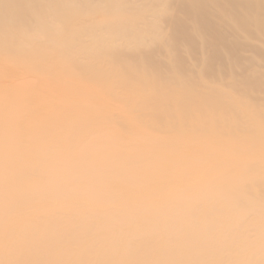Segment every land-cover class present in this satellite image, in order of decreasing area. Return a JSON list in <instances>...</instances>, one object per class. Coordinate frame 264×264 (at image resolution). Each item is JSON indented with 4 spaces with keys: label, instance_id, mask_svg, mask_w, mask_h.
Segmentation results:
<instances>
[{
    "label": "bare ground",
    "instance_id": "obj_1",
    "mask_svg": "<svg viewBox=\"0 0 264 264\" xmlns=\"http://www.w3.org/2000/svg\"><path fill=\"white\" fill-rule=\"evenodd\" d=\"M0 77V264H264V0H0Z\"/></svg>",
    "mask_w": 264,
    "mask_h": 264
},
{
    "label": "rangeland",
    "instance_id": "obj_2",
    "mask_svg": "<svg viewBox=\"0 0 264 264\" xmlns=\"http://www.w3.org/2000/svg\"><path fill=\"white\" fill-rule=\"evenodd\" d=\"M0 80L3 82V83H2V82L0 81L1 86H4V83L7 82V81L4 82V80H6V79H3V80H2L1 77H0ZM34 80H35V79H34ZM23 83H26V81L23 82ZM27 83H28V82H27ZM2 84H3V85H2ZM5 84H6V83H5ZM6 85H8V84H6ZM7 89H8V88H7ZM8 90H11V89L9 88ZM11 91H12V90H11ZM30 92H31V91H30ZM30 92H29V93H30ZM33 92H35V91H32V92L30 93L31 96H32V93H33ZM12 93H13V92H11V93L8 95V97L5 98V101L2 100L3 98L0 99V110L2 109V110L4 111V114H5V113L7 114V113L10 112V106H11V105H12L11 108H13V110H17V109H18L17 111L20 112L21 110H19V109H22L24 114L22 113V111H21V114L17 112V114H20V117H21L20 121H19V120H18V121L21 122V124H24V127H25V126L27 125L26 123L29 122V121H28L29 119L27 118V119H26L27 122H26V120H25V118H23V116H25V113H27L26 115L28 116V115L32 112V110H33L32 107L30 108V107L28 106L30 109H32L31 111H28V110H30V109L27 107V104L24 105V103L27 102L26 100H28V98L30 99V97H29L30 95H29V93H28V95H27V93H26L25 95H24V94H21V93H18V95L21 94L23 100L26 98V100H24L23 103H22V99H20L21 96H18V95L16 94L17 92H14V93H13L14 95H13ZM35 93H36V92H35ZM33 94H34V93H33ZM10 95H13V96H10ZM15 95H17L18 97H16ZM14 96H15V97H14ZM47 96H48V97H47ZM47 96H46V97L48 98V101H49V99H50L49 96H51V95H47ZM10 97H11V99H10ZM27 97H28V98H27ZM46 97H45V98H46ZM17 98H18V99H17ZM12 99H14V100H19V99H20L21 101L19 100V102L22 104L21 107L18 106V103H19L18 101H16V102H18V103H15V101L12 100ZM42 99H43V98H42ZM42 99L40 100L41 103L47 104V103H46V102H48V101H46L47 99H45L44 102H42V101H43ZM50 100L53 101L54 98L52 97ZM29 101H30V100H28V102H29ZM45 101H46V102H45ZM3 102H5V103H3ZM13 102H14L16 105H15ZM49 102L51 103V101H49ZM1 103H2V105H4L3 108L1 107ZM11 103H12V104H11ZM13 104H14L15 106H17V108H16V107H13V106H14ZM48 104H49V103H48ZM5 105H6V106H5ZM22 106H23V107H22ZM3 111H0V113L3 114V113H2ZM11 112H12V111H11ZM13 112H14V111H13ZM42 112H43V113H40V114H44V111H42ZM15 113H16V111H15ZM45 113H46V112H45ZM48 113H51V112L48 111ZM1 114H0V115H1ZM6 114H5V115H6ZM22 114H23V115H22ZM46 114H47V113H46ZM108 114H109V112H105V115H108ZM1 116H2V115H1ZM41 116H42V115H41ZM43 116H44V115H43ZM25 117H26V116H25ZM2 118H3V117H2ZM22 119H24L25 122H23L24 120H22ZM18 121H17V122H18ZM33 121H34V120H33ZM17 122H15V123H17ZM19 122H18V123H19ZM2 123H3V121L0 119V125H1ZM18 123H17V124H18ZM34 123L36 124V121H35ZM21 124H20V125H21ZM28 124H33V123H32V121H31V122L28 123ZM11 125L13 126L12 128H13L14 130H15V129L18 130V128L20 129V127L23 126V125H22V126H20V125L15 126L14 123L11 124ZM33 125H34V124H33ZM1 126H2V125H1ZM18 126H19V127H18ZM2 128H3V126H2ZM12 128H11V126L9 127V129L7 128V130H6V134L8 133L7 131L10 130L9 132H11V133H12V132H13V133L16 132L17 134H16V133H15V134H13V133L10 134V133H9V136L13 135V137L15 138L16 135H17V136L19 135L18 137H20V134H21L20 130L18 131V132H19V133H18L16 130L14 131ZM48 129H49V128L47 127V130H48ZM21 130H23V128H21ZM0 131H1V128H0ZM49 131H50V132H54L55 130H54V131L49 130ZM110 132H111V131H110ZM113 132H114V130H113ZM115 132H116V131H115ZM44 133H45V132H44ZM152 133L155 134L154 132H152ZM6 134H5V136H6ZM46 134H47V133H46ZM46 134H45V136H46ZM7 136H8V135H7ZM9 136H8V137H9ZM13 137H11V138L9 137V139L6 140V141H8V142H6V141H1L2 139L5 140V137L0 136V141L2 142V143H0V157H2L3 161H4L5 158H6V153H7L8 150H17V149H18L16 146L19 145V144H17V142L20 141V139H19L18 137H16V138L18 139V141L16 140L17 142H16V141L14 142V140H15L16 138L14 139ZM1 138H2V139H1ZM6 138H7V137H6ZM29 138H30V140H31V137H29ZM10 139L13 140V141H11ZM32 139H33V140H32V142H33V141H34V138H32ZM28 140H29V139H28ZM103 140H104V139H99L98 141L102 142ZM28 142H30V141H28ZM132 142L139 143V140L136 139V138H135V139L133 138V139H131V140L129 141V144L132 143ZM12 143H13V144H12ZM18 143H19V142H18ZM6 144H7V145H6ZM15 144H17V145H15ZM5 145H6V146H5ZM14 147L17 148V149H15ZM18 147H19V146H18ZM11 148H13V149H11ZM117 148H118V151L122 150L121 147L119 148V146H118ZM119 149H120V150H119ZM146 164H147V163H146ZM128 167H129V166H128ZM0 169H1L2 171H4V172H7V173H9L11 170H16V169H15V166H14V165H10L8 162H7V163H4L3 165H1Z\"/></svg>",
    "mask_w": 264,
    "mask_h": 264
}]
</instances>
